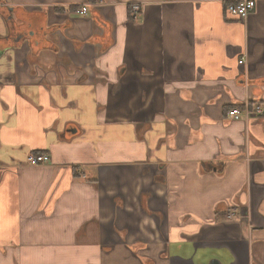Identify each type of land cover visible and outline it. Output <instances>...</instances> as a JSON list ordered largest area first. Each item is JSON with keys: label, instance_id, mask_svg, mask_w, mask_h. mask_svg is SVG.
Returning a JSON list of instances; mask_svg holds the SVG:
<instances>
[{"label": "crops", "instance_id": "crops-1", "mask_svg": "<svg viewBox=\"0 0 264 264\" xmlns=\"http://www.w3.org/2000/svg\"><path fill=\"white\" fill-rule=\"evenodd\" d=\"M236 1L0 0V264H264V115L228 116L264 109V0Z\"/></svg>", "mask_w": 264, "mask_h": 264}, {"label": "built area", "instance_id": "built-area-1", "mask_svg": "<svg viewBox=\"0 0 264 264\" xmlns=\"http://www.w3.org/2000/svg\"><path fill=\"white\" fill-rule=\"evenodd\" d=\"M256 0H238L228 6V12L240 19H247L249 15L254 11ZM140 10L139 5L133 6V11L138 12ZM81 14L87 13V7L82 5L77 11ZM244 63L243 59L239 62ZM264 115V109L260 104L252 105L249 101L243 104L242 108H233L228 112V116L231 120H245L250 121L254 118ZM50 160L47 155H33L29 158V163L32 165H40Z\"/></svg>", "mask_w": 264, "mask_h": 264}, {"label": "trees", "instance_id": "trees-1", "mask_svg": "<svg viewBox=\"0 0 264 264\" xmlns=\"http://www.w3.org/2000/svg\"><path fill=\"white\" fill-rule=\"evenodd\" d=\"M91 2L92 1H94V0H90ZM80 7L81 6H74V7H69L68 9H64V8H62V7H55V11L57 12V13H65V12H77L79 9H80ZM36 55H37V53H34L33 52V54H31V59L33 60V59H35L36 58Z\"/></svg>", "mask_w": 264, "mask_h": 264}, {"label": "water", "instance_id": "water-1", "mask_svg": "<svg viewBox=\"0 0 264 264\" xmlns=\"http://www.w3.org/2000/svg\"><path fill=\"white\" fill-rule=\"evenodd\" d=\"M211 264H220L219 262H217V261H214V262H212Z\"/></svg>", "mask_w": 264, "mask_h": 264}]
</instances>
